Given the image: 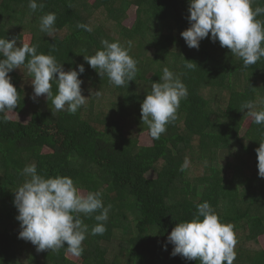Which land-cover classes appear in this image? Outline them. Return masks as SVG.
Segmentation results:
<instances>
[{"label": "trees", "instance_id": "trees-1", "mask_svg": "<svg viewBox=\"0 0 264 264\" xmlns=\"http://www.w3.org/2000/svg\"><path fill=\"white\" fill-rule=\"evenodd\" d=\"M28 3L11 0L7 7L0 5V38L16 39L20 47L29 34V45H35L38 54L54 56L65 71L83 64L79 78L86 104L71 114L55 111L49 99L27 123L0 120V264H20L23 257L24 264H76L67 257L66 245L37 251L19 238L14 196L26 179L22 170L31 164L45 178L67 176L78 191L102 193L104 206H111L103 235L91 233L98 213L80 214L88 229L79 255L83 264H200L173 256L167 236L177 223L191 221L196 205L205 201L222 223L233 226V264H264L259 242L264 234V178L258 175L256 153L264 140V124L256 138L243 135L250 116L247 109L240 110L247 101L255 110H264L259 102L264 99V58L244 67L230 49L213 42L211 34L198 49L189 48L181 36L190 27L189 0H37L44 7L35 12ZM132 6L137 7L136 21L128 28L124 21ZM256 7H264V0H253ZM47 13L56 15L50 34L40 30V18ZM256 19L264 22V14ZM78 23L92 31L78 28ZM103 40L130 45L138 70L129 84L115 86L85 61L84 55L103 48ZM186 63L201 65L202 77L181 72ZM164 67L182 80L188 95L160 138L142 146L138 134L149 128L142 123L141 104L152 83L161 82ZM9 76L19 95L11 112L26 114L34 96L26 63ZM52 91L55 95V83ZM202 119L207 121V136H230L228 148L217 157L193 130ZM185 159L189 165L180 171ZM188 186L196 189L194 194ZM110 244L115 247L112 257Z\"/></svg>", "mask_w": 264, "mask_h": 264}, {"label": "clouds", "instance_id": "clouds-1", "mask_svg": "<svg viewBox=\"0 0 264 264\" xmlns=\"http://www.w3.org/2000/svg\"><path fill=\"white\" fill-rule=\"evenodd\" d=\"M252 3L253 0H189L190 27L183 30L181 36L189 48L198 49L200 41L211 34V40H218L221 47L230 49L242 60L244 67L253 65L264 58V22L256 19L264 14V7L253 9ZM28 7L35 12L44 5L38 4L37 0H29ZM55 20V13L43 15L40 30L50 34ZM77 27L92 31L84 23H78ZM101 43L103 48L94 55H84L85 61L97 70L101 78L106 75L115 86L129 84L138 70L137 62L129 55L130 45L125 48L118 41L108 40ZM25 63L34 89L33 99L46 95L55 111L66 110L71 114L86 104L79 78L85 70L83 64L78 66V70L65 71L54 56L38 54L35 45L24 43L17 47L16 39L0 38V114H3L0 120L9 118L7 112L14 111L19 99L9 73ZM196 66V63L184 65L190 70ZM159 80L161 82L152 83L150 93L141 104L142 123L148 126L153 139H159L166 126L176 120L180 101L188 95L186 85L168 67L163 68ZM53 83L57 86L55 95ZM259 102L264 104V99ZM244 109L248 110L253 123L264 124V110H255L252 101L242 104L240 110ZM256 153L258 175L264 178V140L260 141ZM188 165L189 161L185 159L180 171ZM21 175L26 179L14 196V205L18 209L16 218L21 226L19 238L30 241L37 251L58 250L66 245L70 253L81 255L88 229L80 214L90 216L98 213L94 217L98 223L91 233L104 234V222L108 220L111 206H104L102 193L82 194L67 176L45 178L37 173L35 164L25 166ZM196 208L191 221L177 223L167 236L168 242L174 245L171 254L198 260L200 264H233L237 242L233 226L222 223L207 201L197 204Z\"/></svg>", "mask_w": 264, "mask_h": 264}, {"label": "rangeland", "instance_id": "rangeland-1", "mask_svg": "<svg viewBox=\"0 0 264 264\" xmlns=\"http://www.w3.org/2000/svg\"><path fill=\"white\" fill-rule=\"evenodd\" d=\"M11 0H0V5L7 7L9 5ZM90 3H93V0H90ZM136 11H137V7L136 6H132L127 14V18L124 21V25L128 28H131L135 21H136ZM31 42V35L29 34H25L24 36V40H23V44L27 43L30 44ZM197 66L194 69H187L184 66H182L181 68V72L189 74L191 76H195V77H202L203 74V69L201 67V65H199L198 63H196ZM241 63L239 62H235L234 65L238 66ZM48 103V100L46 98V95H41L39 97H36L35 99H31L28 107H27V112L26 114L23 115H18L14 112H9L8 113V117L11 120L14 121H19L22 123H27L30 120V116L31 114L38 110V109H44L46 107ZM261 125V124H260ZM260 125H257L255 123H253L252 118L249 117L247 119V121L244 124V128H243V135H248L250 138H256V136L258 135L259 132V127ZM207 127V121L206 119H202L199 120L197 122V124L194 127V132L199 135L201 137V143L202 146L206 149H211L213 154H215L217 157L218 153L222 150H226L228 148V140H229V135H221V136H207L205 134V129ZM138 140H139V144L142 146H151L153 144L152 142V138L149 134L148 130H142L141 133L138 134ZM45 152H49V149H45ZM176 175H180V172L177 171L175 172ZM188 189L190 191L191 194H194V190H196L195 188H192L191 186H188ZM79 192H81L82 194H87L86 191L84 190H80ZM219 208L223 209L224 208V202L221 201V203L219 204ZM259 242L261 247L264 248V234L260 235L259 237ZM109 251H108V255L109 257L113 256V253H115V247L114 244H110L109 246ZM67 257L70 258L71 260H73L76 264H83L84 258L81 256H75L72 253H70L69 251H67ZM26 262V257H23L19 260L20 264H24Z\"/></svg>", "mask_w": 264, "mask_h": 264}]
</instances>
